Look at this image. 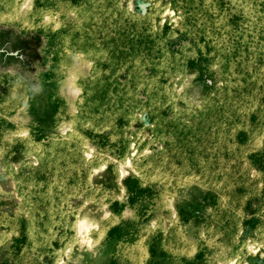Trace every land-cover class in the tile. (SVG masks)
Instances as JSON below:
<instances>
[{
  "label": "rangeland",
  "instance_id": "374dc122",
  "mask_svg": "<svg viewBox=\"0 0 264 264\" xmlns=\"http://www.w3.org/2000/svg\"><path fill=\"white\" fill-rule=\"evenodd\" d=\"M0 264H264V0H0Z\"/></svg>",
  "mask_w": 264,
  "mask_h": 264
}]
</instances>
